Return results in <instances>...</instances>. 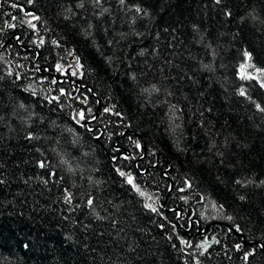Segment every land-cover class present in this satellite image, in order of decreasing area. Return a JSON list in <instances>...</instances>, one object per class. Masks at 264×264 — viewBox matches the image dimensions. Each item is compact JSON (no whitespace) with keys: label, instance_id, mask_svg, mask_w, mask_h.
Returning a JSON list of instances; mask_svg holds the SVG:
<instances>
[{"label":"trees","instance_id":"obj_1","mask_svg":"<svg viewBox=\"0 0 264 264\" xmlns=\"http://www.w3.org/2000/svg\"><path fill=\"white\" fill-rule=\"evenodd\" d=\"M0 264H264V0H0Z\"/></svg>","mask_w":264,"mask_h":264},{"label":"snow or ice","instance_id":"obj_2","mask_svg":"<svg viewBox=\"0 0 264 264\" xmlns=\"http://www.w3.org/2000/svg\"><path fill=\"white\" fill-rule=\"evenodd\" d=\"M106 111H107V109H106ZM122 175H123V173H121ZM128 182L129 183H132V178L129 176V178H128ZM89 203H91V201H89Z\"/></svg>","mask_w":264,"mask_h":264}]
</instances>
